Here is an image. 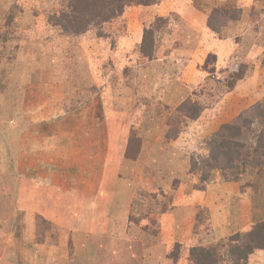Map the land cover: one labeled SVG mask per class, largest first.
<instances>
[{"label":"rangeland","instance_id":"obj_1","mask_svg":"<svg viewBox=\"0 0 264 264\" xmlns=\"http://www.w3.org/2000/svg\"><path fill=\"white\" fill-rule=\"evenodd\" d=\"M70 2L7 0L6 9L0 7V43L11 42L6 55L12 56L6 61H26L29 72L51 79L42 84L40 102L27 117L33 124H30L31 133L43 141L40 153L37 154L36 147L32 146L29 159L18 153L15 160L22 163L23 168L27 162L34 164L42 155L47 161L53 137L60 138L65 144L68 142L65 139L72 138L70 144L83 156L85 145L91 138L93 142L102 143L101 147L93 143L96 154L109 152L113 156L117 147L122 146L129 159H137L139 155L141 158L137 165L140 167L134 168L138 171L134 178L138 183L137 197L132 209H128L124 230L129 232L132 228L135 232L132 230L131 233L140 231L149 236L131 235L130 243L141 247L133 264H195L189 255L190 238L195 240L191 246L215 247L221 263L232 264L224 247L229 236L246 232L256 222L264 220V160L260 168L243 166H246L249 178L243 177L236 185L249 182L251 185L245 191H238L236 195L216 203L217 212L230 208L231 219L235 218L234 228L224 236L220 237L212 225L209 208L200 204L189 211L193 212L195 226L188 229L189 225L185 224L187 228L182 236L180 227L174 225L176 228L171 229L168 226L170 244L163 240L166 228L159 219L164 220L161 214L165 216L172 207V200L177 202L182 194L179 189L183 177L189 183V193L193 184L199 183L202 170L197 167L195 175H190L189 159L195 157L201 162L206 157L210 158L204 142L231 119L224 115L231 114L233 100H228L230 95L227 93L236 76L244 73L243 79L232 89L236 92L235 102L250 95L253 100L264 103V53H254L257 49L264 50V0H161L159 4L145 8L128 7L122 17L105 23L104 35L102 30L92 27L81 36H73L55 25L57 19L54 17L67 10ZM223 7L228 11L215 13V9ZM210 16L212 24L221 33L209 28ZM149 27L153 29L146 32L143 43V30ZM224 40H229L231 46L239 49H217L215 44ZM260 40L262 45L255 46ZM250 45L254 47L248 57L244 52ZM211 47H215L214 52ZM19 52L25 55L23 59L18 57ZM38 67L42 70L38 71ZM3 68L0 65V97L7 85ZM53 76L82 78L74 84H60ZM101 90L107 95V107L104 103L106 96H102ZM35 108H38V113ZM67 108L71 112L74 109L76 125L63 123L69 119L64 113ZM200 110H203L202 115L193 120L191 116ZM13 119L18 122L19 115H14ZM174 127L182 128L177 139L174 138ZM5 131L0 121L1 156ZM170 150L174 157L187 155L180 166L175 165L183 171L181 178L171 180L175 191L165 193L164 185L161 187V183L144 180L140 172L156 174L152 159L162 158L160 152ZM82 163L86 169L89 168V163L84 160ZM163 164L173 165L170 160H164L159 166ZM7 168L9 171L8 165L0 160V264H89L84 262V257L77 255L76 250L77 254L72 252V248L84 249V237L74 233L76 246L67 234L52 240L55 229L50 215H44L36 208H25L28 194L20 181L21 176L9 175ZM82 169L77 167V173H82ZM212 178L211 182H219L222 175L216 171ZM167 179L169 181L171 177ZM180 211L182 213V208L177 207L169 213L174 212V219L180 220L183 218ZM240 217L246 218L247 224L236 227V219ZM255 252L256 256L250 260L251 255L247 264H263L264 250ZM101 259L103 263L99 262ZM105 259L99 256L94 264H113ZM114 259L119 258L116 255L110 258Z\"/></svg>","mask_w":264,"mask_h":264},{"label":"crops","instance_id":"obj_2","mask_svg":"<svg viewBox=\"0 0 264 264\" xmlns=\"http://www.w3.org/2000/svg\"><path fill=\"white\" fill-rule=\"evenodd\" d=\"M5 3H7V0H0V7L3 10L6 9ZM262 34H264V31ZM261 42L262 40L256 42L254 45H262ZM217 43L215 44L217 49L223 47H227V49L231 48L234 51L239 49L238 46H231L229 40ZM10 44L11 42L8 40L0 43V49H2L0 50V65L4 66L2 71L3 76H7V85L4 87V91L0 97V121L3 123V129L6 130L3 134L4 150H2L3 156L0 154V160L4 161L5 165H8L9 171L8 168L5 170L8 171L9 175L17 174L21 176L20 181L24 186V191L28 194L25 208H36L44 215H50V219L54 223L52 228L55 229V237L52 240L60 238L63 234H67V237L72 238L75 245L77 244V239L74 233L83 236L86 242L84 249L78 250L72 248V252L84 257L86 259L84 261L85 263L88 261L89 264H94L99 260L100 256L101 258H106L105 261L108 259L113 264H133V259L136 257L135 255L140 254L139 248L141 247L130 243L131 235L137 236L136 234H142L144 238L148 235L140 231L136 234L131 233L132 230L135 232L132 228L129 229V232L124 230L127 213L132 209L134 198L137 194L138 183L134 178L138 175V171L136 172L134 168L140 167L137 166L139 161H141L140 155L137 159H129L130 157L123 152L122 146L117 147V152L113 156L108 151L105 154H96V152H93V143L94 145L98 144L100 147L102 143L97 141L93 142L91 138V141L85 145V156H83L75 150V146L70 144L72 138L68 137L65 139L68 141L65 144L60 138L53 137L50 143L51 147L48 149L50 150L48 151L50 158L48 157L46 161L45 156L42 155L34 164L29 165V162H27L23 168L22 163L15 160L16 155L19 153L26 156V159H29L32 146L36 147V153L39 154L41 149L40 144H43L40 136L31 133L30 129H32L31 125L33 124L29 122L27 117L31 113L32 108L40 102L41 97L39 96L42 95L40 93H43L41 92L43 83L50 82L51 79L29 72L30 67L26 61L23 63H15V60L6 61V58L12 56L10 54L6 55V50L10 47ZM253 47H249L244 54L250 57ZM211 48L209 50H213L214 52L215 47L212 50ZM18 57L23 59L25 55L19 52ZM220 57L218 54L217 58L220 59ZM250 59L252 60V57ZM197 67H200V64ZM41 70L42 67H38V71ZM53 77L56 83L60 84L62 82L74 84L75 81L82 78V76ZM29 89L30 91H28ZM101 91L102 96H106L104 103L105 107H107V95L104 90ZM35 109L38 113V108ZM66 110L64 113L69 119L64 120L63 123L66 125L72 123L71 126L76 125L73 114L74 109L72 112L69 108ZM14 115H19L18 122L14 121ZM11 123L17 124L10 127L9 125ZM104 145L108 149V143L105 142ZM160 153L163 154L162 158L157 157L152 159L151 157L149 159V161L152 159L155 169L153 172H156V174H146L144 172H140V174H143V179L146 181H153V184H157V182L161 183L159 186L164 185L161 187L165 189V193L168 191L172 193L175 190L171 182L175 177L181 178L183 171L177 169L175 166L173 167L174 169H167L164 164V166H159V163L162 164L164 160H171L172 162L170 164H173L178 161L180 155L177 154L174 157L170 153ZM12 155L14 156L12 157ZM83 160L89 163L88 169L82 163ZM79 166L80 168L83 167L82 173H77V167L79 168ZM93 166L95 167L93 168ZM164 177L165 180L162 179ZM169 177L171 179L168 181L167 178ZM182 179L181 188L179 189L182 194L179 195V199L177 198V202L176 200H172V207L169 208L165 216L161 214L164 220L159 219L161 224L165 225L166 228L163 234V240L165 242L171 243L167 235L169 225L171 229L180 227V236L184 234V230L187 228L185 224L189 225L188 229H191V226H195L196 221L193 212L189 211L197 204L209 208L211 212V223L217 229V234L220 237L224 236V233L226 234L231 228H234L235 218L233 217L231 219L232 213L230 212V208L217 212L216 204L211 201V199L213 200L212 189H209L207 192L192 189L191 193H189V183L186 177ZM82 184H84V187ZM222 204L225 205L226 202H222ZM174 205L176 206L173 207ZM177 207L182 208V213L180 211L179 215L183 216V218L180 220L174 219V212L169 213L172 210H176ZM79 211H81L80 214H78ZM246 222V218L240 217V219H236V227ZM60 224L65 225V227H60ZM147 237L149 238V236ZM183 237L187 238V235ZM193 240L190 238V242H192L188 246H191L195 242ZM54 249L53 251H55ZM109 251L111 252L110 254ZM256 254L257 252H254L250 260ZM114 255L119 259H114V261L110 260ZM262 256L264 257V252ZM99 262L103 263L102 259Z\"/></svg>","mask_w":264,"mask_h":264},{"label":"trees","instance_id":"obj_3","mask_svg":"<svg viewBox=\"0 0 264 264\" xmlns=\"http://www.w3.org/2000/svg\"><path fill=\"white\" fill-rule=\"evenodd\" d=\"M160 1L71 0L68 9L57 14V18L54 17L57 22H54L55 25L61 27L62 31L73 36H81L92 27L102 30L105 23L122 17L128 7L145 8L153 4H159ZM226 8L215 9V13L218 11L219 14H222L223 11H228ZM211 20L212 17L210 16L208 21L209 28L221 33L219 29L214 27ZM149 29H153V27L143 30V43L146 32ZM261 52V49H257L254 53L261 54ZM243 77L244 73L236 76L234 82L229 85L227 94L230 96L228 100H233V104L230 106L231 114L224 115V117H231V119L225 121L209 141L204 142L206 149L209 150L208 155L210 158L206 157L201 162H198L195 157L189 159L190 175H195L197 167L202 170V175L200 174L201 176L198 178L199 183H194L193 189L204 192L212 189L213 200L211 199V201L215 204H219L223 198L227 199L232 195H236L238 191H245V188L251 185L249 182L243 185L240 184L241 186L236 185L243 177H248L246 166H243L247 164L252 168H260L259 166L264 160V103L261 100H253L250 95L240 97L235 102L237 100L235 98L236 92L232 91V89H235L237 82ZM202 109L204 110V108ZM203 110H200L201 112L199 111L191 118L193 120L198 119L202 115ZM181 130L180 127H174L175 139L181 135ZM162 153H170L171 155V150ZM185 155L187 154L181 155L177 162L173 163V165H166L165 168L170 169L175 165L180 166L179 164L184 160ZM216 171H219L222 175V179L218 183L211 182L213 180L212 175ZM6 225L8 224L6 223ZM224 247L231 258L232 264H247L255 250H264V220L256 222L246 232H236L230 235ZM177 248H179V244ZM217 252L218 250L215 247L208 249L201 245H193L189 248V255L195 264H222Z\"/></svg>","mask_w":264,"mask_h":264}]
</instances>
